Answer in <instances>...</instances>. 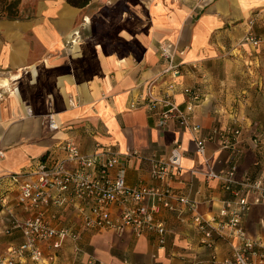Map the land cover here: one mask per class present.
<instances>
[{
	"label": "crops",
	"instance_id": "crops-1",
	"mask_svg": "<svg viewBox=\"0 0 264 264\" xmlns=\"http://www.w3.org/2000/svg\"><path fill=\"white\" fill-rule=\"evenodd\" d=\"M59 1L23 0L18 18L0 21V198L8 195L14 204L17 192L7 175L32 169L49 153L64 156L58 147L67 141L84 153H94L97 143L113 147L124 158L130 187L153 181L140 157L125 159L129 152L167 156L181 143L183 171L172 186L197 203V213L219 219L233 195L207 174L227 170L234 153L213 136L215 129L241 128L238 181L264 175V0H162L167 14L159 20L151 0H92L85 8ZM250 33L262 40L259 45L244 41ZM171 63L180 72L171 95L182 109L189 105L184 89L201 88L189 111L197 132L177 123L162 131L156 115L132 107L150 82L158 79V90L164 87L172 75L163 71ZM50 113L57 131L49 128ZM200 139L205 156L197 151ZM185 209L161 213L169 234L160 249L151 234L138 236L132 229L84 231L73 211L52 207L54 224H75L82 234L65 243L57 264L208 259ZM15 213L25 215L17 207ZM10 218L0 215V253L23 240L20 230L6 231ZM245 226L250 237L264 240V204L251 206ZM231 251L220 242V257Z\"/></svg>",
	"mask_w": 264,
	"mask_h": 264
},
{
	"label": "built area",
	"instance_id": "built-area-1",
	"mask_svg": "<svg viewBox=\"0 0 264 264\" xmlns=\"http://www.w3.org/2000/svg\"><path fill=\"white\" fill-rule=\"evenodd\" d=\"M245 39L253 44L260 40L251 33ZM168 73L172 77L164 82L162 89L158 90V79L150 82L147 92L132 107H143L156 115L157 127L162 131L171 123H177L197 132L199 126L192 123L189 111L200 100V91L185 88L189 105L182 109L171 95L175 88L173 79L180 74L178 67L171 63L163 71V74ZM28 110L31 113V109ZM47 122L52 131L59 130L54 114L48 115ZM241 133L238 126L213 131V136L221 139L222 146L234 153L227 170L207 174L209 178L221 180L224 190L233 195V199L225 202L219 219L197 213V203L173 188L172 181L183 171L181 143L176 144L167 156L129 152L125 159L140 157L147 163L153 181V184L135 187L127 184L124 158L113 147L97 143L94 153H84L72 141L62 143L58 150L64 156L49 153L32 169L7 175L17 196L14 204L8 195L0 198V215L11 216L6 231L20 230L23 240L0 253V264H57L65 243L81 238V231L75 224H54L48 216L52 207L73 211L84 231L122 233L132 229L138 236L151 234L160 249L166 246L169 234L161 213L184 211L185 207V211L192 214L190 224L200 233V245L209 251L208 259H194L188 264H264V240L250 237L245 226L251 206L264 204V175H248L241 181L236 179ZM197 151L206 155L205 140L197 141ZM16 207L25 213L23 217L15 213ZM222 241L232 249L224 258L218 254ZM76 250L80 252L81 248Z\"/></svg>",
	"mask_w": 264,
	"mask_h": 264
},
{
	"label": "trees",
	"instance_id": "trees-1",
	"mask_svg": "<svg viewBox=\"0 0 264 264\" xmlns=\"http://www.w3.org/2000/svg\"><path fill=\"white\" fill-rule=\"evenodd\" d=\"M69 5L75 8H85L92 0H65ZM3 6L0 7V18L16 19L20 14L19 5L21 0H0Z\"/></svg>",
	"mask_w": 264,
	"mask_h": 264
},
{
	"label": "bare ground",
	"instance_id": "bare-ground-1",
	"mask_svg": "<svg viewBox=\"0 0 264 264\" xmlns=\"http://www.w3.org/2000/svg\"><path fill=\"white\" fill-rule=\"evenodd\" d=\"M63 0H60L59 3H64L62 2ZM151 7H150V10H151V13L152 15H155L154 16V20H156L155 17H157V20H159L161 18V14H167V8L164 7L163 3H162V0H151ZM157 4V6L155 5ZM126 17H127V14H126ZM23 72H25L23 70Z\"/></svg>",
	"mask_w": 264,
	"mask_h": 264
},
{
	"label": "rangeland",
	"instance_id": "rangeland-1",
	"mask_svg": "<svg viewBox=\"0 0 264 264\" xmlns=\"http://www.w3.org/2000/svg\"><path fill=\"white\" fill-rule=\"evenodd\" d=\"M22 1H23V0H21V3H20V5H19L20 14L22 13ZM138 1H139V0H138ZM186 1H188L189 3L193 2V0H186ZM194 1H195V0H194ZM200 1H201V0H200ZM144 2H145V3H146V2L148 3L149 0H145ZM168 2L171 3V0H168ZM1 6H3L2 3H0V7H1ZM125 10H127V8H126ZM126 12H127V11H126ZM138 12H140V11H138ZM142 13L145 14V13H146V10H144V12L142 11ZM20 14H19V15H20ZM143 16H144V15H143ZM4 19H7V18H6V17H2V18H0V21H1V20H4ZM251 34H253V33H251ZM253 36H254L256 39H258L254 34H253ZM259 39H260V38H259ZM244 41L247 42L246 39H244ZM261 41H262V40L260 39L259 42H258L257 44H254V45H259V43H260ZM247 43H251V42H247ZM252 44H253V43H252ZM191 88L196 89V90H199V91H200V94L202 93L199 84H198V85L195 84V86H192Z\"/></svg>",
	"mask_w": 264,
	"mask_h": 264
}]
</instances>
